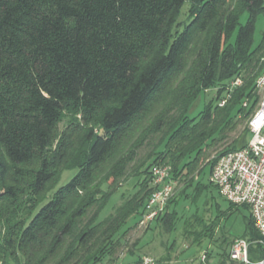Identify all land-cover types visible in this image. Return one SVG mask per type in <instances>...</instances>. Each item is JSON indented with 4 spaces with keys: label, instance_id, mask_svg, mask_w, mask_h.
<instances>
[{
    "label": "trees",
    "instance_id": "1",
    "mask_svg": "<svg viewBox=\"0 0 264 264\" xmlns=\"http://www.w3.org/2000/svg\"><path fill=\"white\" fill-rule=\"evenodd\" d=\"M263 16L264 0H0V264H116L154 166L170 165L193 202L216 188L202 176L246 147L249 129L233 134L262 98ZM130 182L137 192L111 208ZM178 202L154 221L167 233ZM230 205L249 212L240 238L260 241L249 208ZM234 240H223L220 264ZM138 244L127 264L141 259ZM250 258L264 247L252 244Z\"/></svg>",
    "mask_w": 264,
    "mask_h": 264
},
{
    "label": "rangeland",
    "instance_id": "2",
    "mask_svg": "<svg viewBox=\"0 0 264 264\" xmlns=\"http://www.w3.org/2000/svg\"><path fill=\"white\" fill-rule=\"evenodd\" d=\"M181 19H186V15ZM241 22H246V16L242 18ZM263 32L264 16L258 20L255 33V41L257 43L261 40ZM263 93L261 92L262 95ZM214 95L215 91H209L201 97L194 105L190 116L195 117L203 109L204 103L206 104L211 101ZM70 119L71 116L65 118L64 122L60 125V132L66 129V124ZM248 121L249 119L240 126V131L233 134L235 137L248 128ZM218 152L213 153L210 159H213ZM207 171L202 178L203 184L209 187L210 180ZM76 173V170L65 172L57 189L69 183ZM175 182L174 194L169 200V202L177 199L179 201L176 207L177 219L173 231L167 233L157 222H152L148 227L142 228L140 225H137L129 237L128 247L121 253L116 264L131 262L132 258L128 250L136 242H139L138 246L134 249L136 255L151 256L157 260H165L164 264H196L202 253L206 251L211 252L210 260L211 263L215 264L219 260V248L225 238L230 241L244 236L246 231L245 219L249 217V212L246 209L239 208L229 212L230 203L220 196L216 188L204 190L198 196L197 201L193 202V190H189L187 194L181 197V192L185 190V186L180 185L178 180H175ZM130 183L119 190L111 208L112 206L118 207L122 204L123 195L130 197L137 192L138 188L134 187L133 182ZM173 210H175V205L170 204L169 212H173ZM218 213H224L225 216L216 221ZM132 222L133 220L129 223L131 226L134 224ZM167 258H169L168 261H166Z\"/></svg>",
    "mask_w": 264,
    "mask_h": 264
},
{
    "label": "built area",
    "instance_id": "3",
    "mask_svg": "<svg viewBox=\"0 0 264 264\" xmlns=\"http://www.w3.org/2000/svg\"><path fill=\"white\" fill-rule=\"evenodd\" d=\"M264 62V59H263ZM242 84L237 79L230 90ZM257 89L264 92V68L257 80ZM260 92V93H261ZM226 103L222 101L220 106ZM248 103H244L247 107ZM250 138L246 147L228 152L221 156L215 164L210 183L215 186L222 198L237 207L246 206L251 213L254 227L261 240L249 242L246 239H235L228 250L227 264H264V259L253 261L250 258L252 244L264 247V93L256 110L248 121ZM172 167L158 165L151 169L153 192L149 195L140 227H148L161 216L174 194L175 181L171 179ZM209 252H203L196 264L211 263ZM218 260L215 264H220ZM131 264H164L151 256H142L137 263Z\"/></svg>",
    "mask_w": 264,
    "mask_h": 264
}]
</instances>
